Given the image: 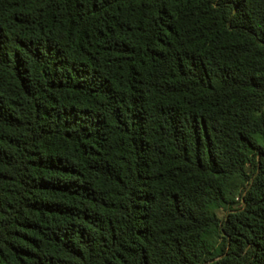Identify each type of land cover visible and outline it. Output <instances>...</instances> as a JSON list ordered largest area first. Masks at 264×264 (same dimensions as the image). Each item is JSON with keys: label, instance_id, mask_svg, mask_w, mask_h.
I'll return each instance as SVG.
<instances>
[{"label": "trees", "instance_id": "16d2710c", "mask_svg": "<svg viewBox=\"0 0 264 264\" xmlns=\"http://www.w3.org/2000/svg\"><path fill=\"white\" fill-rule=\"evenodd\" d=\"M0 264H264V0H0Z\"/></svg>", "mask_w": 264, "mask_h": 264}, {"label": "rangeland", "instance_id": "374dc122", "mask_svg": "<svg viewBox=\"0 0 264 264\" xmlns=\"http://www.w3.org/2000/svg\"><path fill=\"white\" fill-rule=\"evenodd\" d=\"M243 187V186H242ZM235 200V203L233 204L235 208H239L241 205H240V202L238 200V197ZM216 213L218 214L219 217H223L224 216V211L222 210H217Z\"/></svg>", "mask_w": 264, "mask_h": 264}]
</instances>
